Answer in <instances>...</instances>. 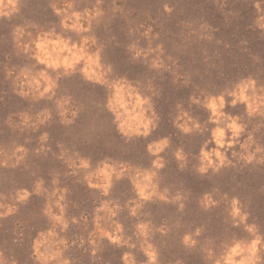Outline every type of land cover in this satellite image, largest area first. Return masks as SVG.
I'll list each match as a JSON object with an SVG mask.
<instances>
[{"label":"rangeland","instance_id":"rangeland-1","mask_svg":"<svg viewBox=\"0 0 264 264\" xmlns=\"http://www.w3.org/2000/svg\"><path fill=\"white\" fill-rule=\"evenodd\" d=\"M229 255L264 264V0H0V264Z\"/></svg>","mask_w":264,"mask_h":264},{"label":"clouds","instance_id":"clouds-1","mask_svg":"<svg viewBox=\"0 0 264 264\" xmlns=\"http://www.w3.org/2000/svg\"><path fill=\"white\" fill-rule=\"evenodd\" d=\"M257 7H259V5ZM46 43H47L46 40L42 41V42L37 44V47L40 48L41 50H46ZM60 43H64V42L61 41ZM137 55H139V53H137ZM81 58L82 57H76V60H79ZM41 62L42 63H46L47 61L46 60H42ZM88 62H89V65L95 63V61H93L91 57L88 58ZM53 63H55V62H53ZM73 63H74V61L65 60L64 61V66L66 68L70 69L72 67ZM55 66L59 67V64H56ZM84 71H85V74L88 75V77L90 79L94 78V77L96 79H99V77L95 76V73H93L91 71L90 67L89 68H85ZM46 91H47V89H46ZM122 92H123L122 86L121 87H117L116 88L115 99L110 101V103H109V108H111L116 113V120L120 122L119 123L120 130L125 135H128V134L133 133V132L139 133L140 127L142 126L144 128L143 134L147 135L148 134V125H149L150 122L144 120V118H143V110H141L139 113H136L135 115H133V113L128 111V107H127V105L124 102V98H123ZM146 103H147L146 99L145 100H141L137 96L135 105L133 107V112H135L136 108H140V106L142 104H146ZM233 103H235V101H233ZM211 106H212L214 114H215V108H216L215 103H213ZM220 107H223V99L220 100ZM119 109H124V111L121 112V111H119ZM228 127H230L233 130L234 134H239L240 128L238 127V125L235 122H233L230 125H228ZM185 131H188V129L185 128ZM214 136L216 138V143L221 145V147H223L222 141H223V137H224V131L222 129H220V128H217V130L214 133ZM211 155H215L218 158H220V163L221 164L224 163V160H223V157L221 156V153H219V152L207 153L206 152V153L203 154V159L205 161H207V166L206 167H202L200 169L201 172L206 171L207 167H212L213 166V162L209 158ZM141 194H143V192ZM234 204H235V202H234ZM236 213H238V209H235L234 214H236ZM189 242H190L189 238L185 237V243L187 244ZM240 251H243V249L240 248L239 245H237L236 248L232 249V255L239 254ZM248 251L250 253H252L253 255L255 254L256 242H254L251 245V247L248 249ZM150 255L152 256V259H155L154 255H152L151 253H150ZM48 258H51V257H48ZM228 261H229V264H231V255H229ZM241 264H245V262L241 261Z\"/></svg>","mask_w":264,"mask_h":264}]
</instances>
